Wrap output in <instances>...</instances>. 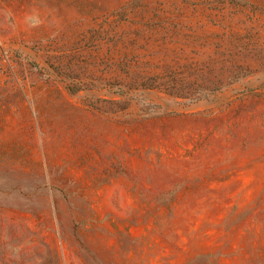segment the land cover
I'll use <instances>...</instances> for the list:
<instances>
[{
	"label": "rangeland",
	"instance_id": "rangeland-1",
	"mask_svg": "<svg viewBox=\"0 0 264 264\" xmlns=\"http://www.w3.org/2000/svg\"><path fill=\"white\" fill-rule=\"evenodd\" d=\"M0 264H264V0H0Z\"/></svg>",
	"mask_w": 264,
	"mask_h": 264
}]
</instances>
